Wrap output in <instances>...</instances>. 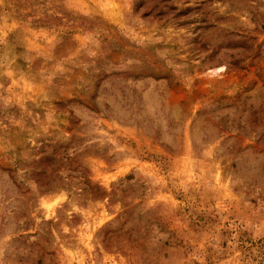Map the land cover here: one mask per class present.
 Masks as SVG:
<instances>
[{
  "label": "rangeland",
  "instance_id": "1",
  "mask_svg": "<svg viewBox=\"0 0 264 264\" xmlns=\"http://www.w3.org/2000/svg\"><path fill=\"white\" fill-rule=\"evenodd\" d=\"M0 264H264V0H0Z\"/></svg>",
  "mask_w": 264,
  "mask_h": 264
}]
</instances>
